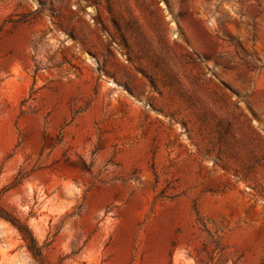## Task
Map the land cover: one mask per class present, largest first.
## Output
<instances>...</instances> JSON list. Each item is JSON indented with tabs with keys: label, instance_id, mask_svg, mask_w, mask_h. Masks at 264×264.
I'll use <instances>...</instances> for the list:
<instances>
[{
	"label": "rangeland",
	"instance_id": "rangeland-1",
	"mask_svg": "<svg viewBox=\"0 0 264 264\" xmlns=\"http://www.w3.org/2000/svg\"><path fill=\"white\" fill-rule=\"evenodd\" d=\"M0 206L48 264H264V0H0Z\"/></svg>",
	"mask_w": 264,
	"mask_h": 264
},
{
	"label": "trees",
	"instance_id": "trees-1",
	"mask_svg": "<svg viewBox=\"0 0 264 264\" xmlns=\"http://www.w3.org/2000/svg\"><path fill=\"white\" fill-rule=\"evenodd\" d=\"M0 217L10 222L19 231L20 235L26 242L27 249L38 264H48L45 260L43 247L39 245L37 238L32 232L29 225L19 216L0 206Z\"/></svg>",
	"mask_w": 264,
	"mask_h": 264
}]
</instances>
